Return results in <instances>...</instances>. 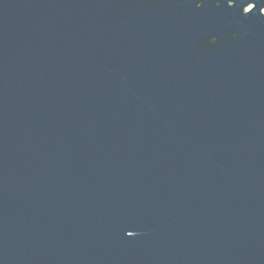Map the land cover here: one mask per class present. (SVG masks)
Instances as JSON below:
<instances>
[{
    "label": "water",
    "instance_id": "water-1",
    "mask_svg": "<svg viewBox=\"0 0 264 264\" xmlns=\"http://www.w3.org/2000/svg\"><path fill=\"white\" fill-rule=\"evenodd\" d=\"M263 11L0 0V264H264Z\"/></svg>",
    "mask_w": 264,
    "mask_h": 264
},
{
    "label": "bare ground",
    "instance_id": "bare-ground-1",
    "mask_svg": "<svg viewBox=\"0 0 264 264\" xmlns=\"http://www.w3.org/2000/svg\"><path fill=\"white\" fill-rule=\"evenodd\" d=\"M252 9H253V7H251V8L248 10V12H250ZM246 12H247V11H246ZM263 13H264V11H263Z\"/></svg>",
    "mask_w": 264,
    "mask_h": 264
}]
</instances>
